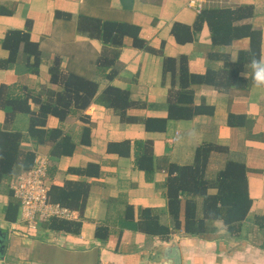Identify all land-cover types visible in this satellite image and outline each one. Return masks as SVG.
Here are the masks:
<instances>
[{
  "label": "crops",
  "instance_id": "1",
  "mask_svg": "<svg viewBox=\"0 0 264 264\" xmlns=\"http://www.w3.org/2000/svg\"><path fill=\"white\" fill-rule=\"evenodd\" d=\"M243 5L252 6L253 14L234 24L249 23L260 34L258 60H264V0H0V7L11 11L0 15V60L8 54L2 40L10 29L28 31L40 53L37 73L29 72L21 57L13 66L0 68V86L11 88L10 96L27 97L30 110L37 113L41 102L63 89L61 82L50 81L49 68L55 64L60 81L72 74L97 84L85 107L71 102L63 107L68 113L62 121L51 114L46 117L45 129L59 128L70 138L71 154L50 156L48 143L24 145L35 150L36 157L47 159L50 187L72 181L88 189L81 212L63 207L69 217L61 219L78 223V229L72 225L68 231L53 230L45 226L47 220L29 228L20 221L19 206L15 220L7 221L8 197L1 191L0 264H264V85L253 82L250 58H244L233 77L238 84L190 85V106L210 108L211 113L169 119L162 132L147 131L143 124L145 118L167 116L170 93L179 88L181 57L190 74L204 75L248 52V37L213 46L206 24L193 28L203 8ZM90 20L135 25L139 38L153 51L137 48L129 35H115L114 41L103 43L88 26ZM174 23L191 28L190 41H176L171 32ZM166 58L175 59L174 72L165 71ZM213 79L221 80L217 75ZM241 81L249 83L247 90L241 88ZM108 86L129 92L131 105L122 110L123 117L97 99ZM9 111L0 107V129L26 132L30 115L16 112L8 117ZM85 127L88 136L83 134ZM136 141L151 142L154 171L137 167ZM202 143L223 149L208 156L209 194L216 192V175L226 162L245 165L251 205L234 232L215 220L211 232L186 234L184 202L189 196L179 197V226L168 212L167 167L192 163ZM111 144L129 148L128 154L109 151ZM89 163L98 164V176L68 171ZM145 209L158 215L159 224L169 230L167 235L142 231L139 223Z\"/></svg>",
  "mask_w": 264,
  "mask_h": 264
},
{
  "label": "trees",
  "instance_id": "2",
  "mask_svg": "<svg viewBox=\"0 0 264 264\" xmlns=\"http://www.w3.org/2000/svg\"><path fill=\"white\" fill-rule=\"evenodd\" d=\"M10 12V10L0 7V15H6ZM252 14L253 8L248 5L235 8H203L198 12L193 28L200 27L203 23L206 24L210 31L213 46L229 45L234 39L248 37L250 39V49L248 52L239 53L236 62L226 61V67L223 69L217 72L214 69H208L204 75L190 74L187 70L185 58L181 57L178 74L179 88L170 93L167 116L143 119L147 131H164L169 119H189L198 114L211 113L210 108L190 106L193 94L189 88L190 85L206 83L219 87L223 84L230 85V81H233V84L239 82L234 81L233 77L242 68L244 58L249 57L250 60H258L260 34L254 31L249 23L236 25L234 23L246 20ZM88 23V26L93 28L96 36L103 43L114 41L115 35L119 37L129 35L133 38L134 46L139 49L153 51L139 38V29L135 25L113 22L95 24L93 20L88 21ZM171 32L180 44L191 40V28L187 25L174 23ZM117 43L120 44V40H117ZM2 46L8 54L5 59L0 60V68L13 66L21 57V62L24 63L29 72H38L40 53L37 43L31 41L28 31L8 30L2 40ZM30 58H33L32 62ZM174 64L175 59L166 58L165 71L174 72ZM49 73L50 81L54 83L61 82L63 89L61 92L53 93L55 95L53 98H50V96L44 102H41L37 113L30 110L27 97H12L9 95L11 88L9 89L4 85L0 86V96L5 93L4 97L0 99V107L10 108L7 113L8 117L16 112L30 115L29 127L26 132L0 129V192L4 191L8 197L7 206L4 209V218L7 221L15 220L19 206L18 200L13 196V192L8 186V181L13 176L30 169L36 158L35 150H30L24 145L29 142H32L35 146L48 143L52 147L50 156L59 157L71 154L73 145L70 143V138L67 135L64 136L59 128L45 129L46 117L51 114L62 121L68 113L63 107L71 102L80 104L81 108L85 107L93 99L97 89L95 82L72 74L64 76L60 81V73L56 64L49 68ZM214 75H217L221 80L216 82L213 79ZM240 85L244 90L249 87L247 81H241ZM97 99L105 106L118 110L121 117L124 116L122 110L131 105L129 92L114 86L106 87ZM88 133L89 128L85 127L83 134L88 136ZM120 146L111 144L109 151L116 150L119 153L128 154L129 148L123 150L119 148ZM134 146L137 167L147 173L154 171L155 157L152 153L151 142L136 141ZM213 150L223 149L209 143H202L196 147L192 163L186 165L170 163L167 167V209L175 224L179 226L178 217L181 208L179 197L189 196L184 202L183 225L184 232L189 235H199L215 230V227L211 226L215 220H221L229 232H234L250 209L251 199L247 191L246 168L242 163L226 162L224 168L216 175L214 183L216 192L214 194L207 192L211 184L205 179V168L208 156ZM68 171L96 177L99 174V166L96 163H89L85 168H69ZM80 188V183L72 181L65 182L63 186L52 185L48 192L49 199L52 203L61 207L75 208L81 212L88 189ZM158 221V215L155 212L145 209L141 212L139 227L147 234L167 235L169 230L162 227ZM72 225H75L77 229L79 227L78 223L75 224L56 217H51L45 222V226L57 231L71 230Z\"/></svg>",
  "mask_w": 264,
  "mask_h": 264
},
{
  "label": "built area",
  "instance_id": "3",
  "mask_svg": "<svg viewBox=\"0 0 264 264\" xmlns=\"http://www.w3.org/2000/svg\"><path fill=\"white\" fill-rule=\"evenodd\" d=\"M48 161L45 157H36L32 167L13 176L8 186L18 200L20 221L29 228L51 217L68 218L69 210L49 199Z\"/></svg>",
  "mask_w": 264,
  "mask_h": 264
},
{
  "label": "clouds",
  "instance_id": "4",
  "mask_svg": "<svg viewBox=\"0 0 264 264\" xmlns=\"http://www.w3.org/2000/svg\"><path fill=\"white\" fill-rule=\"evenodd\" d=\"M235 56L233 60L235 61ZM250 67L252 69L253 82L257 86L264 85V60L252 59L250 61Z\"/></svg>",
  "mask_w": 264,
  "mask_h": 264
}]
</instances>
